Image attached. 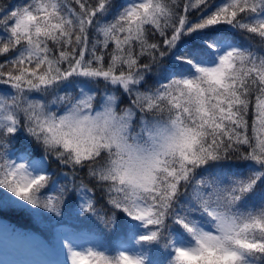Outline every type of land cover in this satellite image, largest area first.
Returning a JSON list of instances; mask_svg holds the SVG:
<instances>
[{
    "label": "snow or ice",
    "instance_id": "6c2138e0",
    "mask_svg": "<svg viewBox=\"0 0 264 264\" xmlns=\"http://www.w3.org/2000/svg\"><path fill=\"white\" fill-rule=\"evenodd\" d=\"M0 56V212L51 234L0 264H264V0H0Z\"/></svg>",
    "mask_w": 264,
    "mask_h": 264
},
{
    "label": "trees",
    "instance_id": "16d2710c",
    "mask_svg": "<svg viewBox=\"0 0 264 264\" xmlns=\"http://www.w3.org/2000/svg\"><path fill=\"white\" fill-rule=\"evenodd\" d=\"M6 3H13L15 0H4ZM223 0H216V3H221ZM237 40L239 43H241L242 46L247 45L249 43L255 44L254 41H249L247 39H242L240 37H237ZM3 60V57L0 56V61ZM251 115V113H250ZM238 162H230L232 166H237ZM0 221L7 222L10 226L17 228L22 231H30L33 235H37L43 240L49 241L51 239V234L47 231L45 228V225L47 224V221L44 219H36L32 217L28 212H26L23 209H16V210H10L8 212H0ZM79 223V222H74ZM90 227L87 223L81 224V228L85 229V232H87V228ZM92 235L100 236V239L102 241L101 244L106 245L113 251L118 249L120 246V241L118 238L113 237L111 235L104 236L100 233L93 232Z\"/></svg>",
    "mask_w": 264,
    "mask_h": 264
},
{
    "label": "rangeland",
    "instance_id": "374dc122",
    "mask_svg": "<svg viewBox=\"0 0 264 264\" xmlns=\"http://www.w3.org/2000/svg\"><path fill=\"white\" fill-rule=\"evenodd\" d=\"M3 224H7L6 222H0V246H4V245H10L11 242H12V236H11V232H10V229L7 225H3ZM77 227H81V224L80 223H77L76 224ZM10 226V225H9ZM11 227V226H10ZM86 233L88 232H85L84 235L85 236H89L87 235ZM36 238H37V241L39 242H43V243H47L48 241L47 240H43L41 239L39 236L37 235H34ZM100 244L102 243L101 239L97 238V237H94ZM23 258V257H22Z\"/></svg>",
    "mask_w": 264,
    "mask_h": 264
}]
</instances>
